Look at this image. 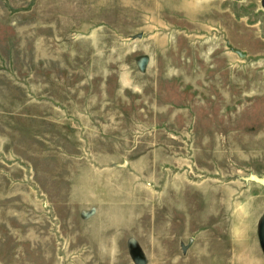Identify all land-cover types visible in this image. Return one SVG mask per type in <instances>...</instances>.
I'll return each mask as SVG.
<instances>
[{
    "label": "rangeland",
    "instance_id": "obj_1",
    "mask_svg": "<svg viewBox=\"0 0 264 264\" xmlns=\"http://www.w3.org/2000/svg\"><path fill=\"white\" fill-rule=\"evenodd\" d=\"M249 174L260 0H0V264H264Z\"/></svg>",
    "mask_w": 264,
    "mask_h": 264
},
{
    "label": "water",
    "instance_id": "obj_2",
    "mask_svg": "<svg viewBox=\"0 0 264 264\" xmlns=\"http://www.w3.org/2000/svg\"><path fill=\"white\" fill-rule=\"evenodd\" d=\"M260 4L264 8V0H260ZM229 50L231 52L235 53L238 57H243V54L240 53L239 51L232 49V48H229ZM121 166H123V165H121ZM240 180L243 181L244 183L253 182V183H256L259 185H264V180L257 177L254 174H249L247 176L241 177ZM257 239H258L259 247L264 252V216H263V218H262V220L258 226Z\"/></svg>",
    "mask_w": 264,
    "mask_h": 264
}]
</instances>
